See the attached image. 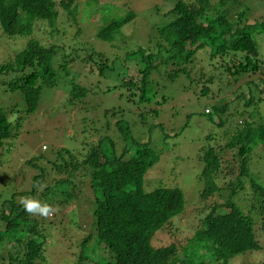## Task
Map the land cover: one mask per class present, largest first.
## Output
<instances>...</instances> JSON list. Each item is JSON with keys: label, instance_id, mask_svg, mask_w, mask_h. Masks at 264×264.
<instances>
[{"label": "trees", "instance_id": "16d2710c", "mask_svg": "<svg viewBox=\"0 0 264 264\" xmlns=\"http://www.w3.org/2000/svg\"><path fill=\"white\" fill-rule=\"evenodd\" d=\"M91 1L94 8L100 5L103 18L108 16L102 0ZM105 1L111 3L114 11L121 8L123 14L104 19L98 28L101 41H112L125 25H133L136 13L123 11L127 0ZM227 1L169 0L166 6L156 5L154 12L163 11V21L157 27L158 19L146 18L145 22L149 21L151 35L168 44L167 51L160 47L159 52L146 55L149 47L144 49L137 42L138 47L128 48L130 42L122 40L120 56L127 63L113 77L118 82L107 87L109 92L119 90L114 93L124 99L116 97L117 100L145 104L163 94L166 85H160L161 79L174 84L186 77L189 84L181 90L194 89L199 96L212 95L218 100L225 89L247 78L248 95L239 90L231 94L242 102L241 108L231 107L230 100L223 98L212 109L204 108V114L213 116L211 123L219 130L206 135L199 150L203 165L198 176L203 188L200 198L216 195L219 199L203 209L188 236L182 235L185 230L172 229L175 208L164 211L160 205L162 196L168 197L163 200L166 205L173 204L172 192L148 185L147 173L159 154L150 147L149 137L138 140L134 136L121 118V106L111 109L121 114L114 124L117 138L110 135L106 124L103 134L102 127L97 129L96 140L83 151L61 148L54 165H46L45 171L41 168V174L32 177L30 183L26 179L19 181L32 188L22 198L31 196L50 207L52 199H58L68 209L81 196L91 198V231L81 241L83 251L78 264H230L237 256L264 251V233L259 235V231H264V183L251 179L249 169L254 147L260 146L264 151V120L258 117L264 102V60L257 46L264 35V22L251 21L248 9L233 12L230 18ZM61 14L65 16L63 26L76 25L72 40L82 36L83 30L77 25L76 0H0L2 32L9 37L26 38L22 51L6 62L0 61V148L17 135L20 118L33 114L44 94L49 97L47 94L57 90L61 100L80 107L87 105L83 76L97 71L104 77L106 70L110 77L114 70L118 57L110 63L104 53L90 47L67 46L59 25ZM151 35L147 36L148 43H152ZM136 63L142 66L140 74ZM9 94L16 98L11 99ZM162 100L166 101L164 94ZM140 127L146 129L144 123ZM147 130L150 132L149 127ZM225 191L229 193L227 202L222 201ZM237 194L240 207L231 200ZM249 199H255L252 209H260L257 215L248 209ZM243 205L247 206V213L242 210ZM46 222L45 216L26 212L21 201L3 205L0 234L12 241L8 242L7 251L0 254V264H47ZM86 240L95 247L93 256H84ZM259 264H264V259Z\"/></svg>", "mask_w": 264, "mask_h": 264}, {"label": "rangeland", "instance_id": "374dc122", "mask_svg": "<svg viewBox=\"0 0 264 264\" xmlns=\"http://www.w3.org/2000/svg\"><path fill=\"white\" fill-rule=\"evenodd\" d=\"M102 1L104 12L108 15H105V18L102 17L100 5L97 4V7L94 8L91 0H76L77 25H80L83 30L82 36L72 40L71 37L77 30L76 25L73 27H69L68 24L63 26L64 14H61L59 18V25L62 33H65L67 46L71 48L90 47L91 50L104 53L106 58L110 59V63L118 57L113 66L114 70L110 77H108L109 71L106 70H103L104 77H100L97 71L83 76L82 83L87 84L84 99L87 105L80 107L77 103L72 104L61 100L59 95L57 96L58 91L56 90L52 95L47 94L49 97H45L46 94L42 96L40 106L33 114H24L20 118L22 124L20 123L21 127L17 135L8 144L0 148V208L8 201L18 200L22 202L25 198L21 196L29 193L32 188L24 183L20 184L19 181L26 179L30 183L32 177L41 174V168H44L45 171L46 165H54L57 162L56 156L59 149L66 148L72 152L83 151V148L88 147V143L96 140L97 129L102 127L100 132L103 134V128L106 124L110 127V135L117 138L119 133L114 124L118 119L123 118L138 140H146L149 137L150 147L158 152L159 159L148 171L146 180H149L148 185L151 187L159 186L172 192L175 197L173 204L166 205L163 200L168 197L163 199L162 196L160 205L164 211L175 208V214L171 218L174 225L172 229L174 231L176 229L185 230L182 235L188 236L203 209L212 201L215 202L219 199L216 195L208 199L200 198L203 188H201L198 176L203 165L199 159V150L205 143V136L209 133L217 134L219 130L215 124L211 123L213 116L204 114V108L212 109L216 101L220 102L221 98L227 99L228 102L230 100L231 107L241 108L242 102L234 99L231 94L232 91L239 90L248 95L247 78L231 85V89H225L226 86L223 85L222 88L225 91L218 100L212 98V95L208 97L199 96L195 94L194 89L181 90V87L189 84V79L186 77L177 80L174 84L168 83L166 78L160 80V85H166L163 91L166 96L165 102L162 100L163 94H158L145 104H138L137 100L135 102L117 100L118 93L115 94L114 92L119 90L109 92L107 87L118 82L117 79L114 81L113 77L127 63L123 56H120V43L122 40L130 42L127 45L128 48L136 47L137 42L144 49L149 47V51L145 52L146 55L159 52L160 47L164 49L163 51H167L168 44L160 37L158 38L156 34V36L151 35L149 21L147 23L145 21H147L146 18L158 19L159 22H156V27L159 26L160 22L163 21V11L161 14H156L154 12L156 5L162 3L163 6H166L170 2H168L169 0H127L129 3L123 11L128 9L135 11L136 18L133 25L132 23L125 25L122 31L112 37V41H101L97 34L103 20L115 19L123 15L120 14L121 8L116 7L115 12L111 3ZM118 4L119 2L115 3L116 6ZM226 6L230 18L233 16V12L248 9L246 12L250 15L251 21L264 22V0H228ZM245 21L248 20L245 19ZM250 29L252 30V28ZM150 35L153 37L152 43L147 41L149 38L147 36ZM25 45L26 38L9 37L2 32L0 27L1 62L12 59L15 54L24 49ZM257 46L264 60V35L261 36ZM135 67L140 74L138 70L142 66L136 63ZM163 67L164 65L159 67L157 71ZM136 75L140 79L137 73ZM255 82L259 84L257 81ZM82 83L81 86H83ZM250 87L251 89L254 88L251 85ZM216 89L214 88V91ZM1 94L2 91L0 90ZM10 96L11 99L16 98L15 94ZM119 98L124 99V97ZM116 106L122 107L124 117L111 110L112 107ZM139 106L142 107L140 110ZM261 108L263 110H259L258 117L264 120V102L261 104ZM252 109L254 110V108ZM139 115H143V117H139ZM143 123L146 126L145 130L140 127ZM148 127L150 132L147 130ZM43 159L48 163L46 161L43 163ZM249 162L251 179L256 178L257 181L260 180L264 183V151L260 146L254 147ZM228 194V191L223 192V202H227ZM49 198L52 199V197ZM231 200L237 206H239L238 203L241 204L238 194ZM57 201L58 199L51 200L52 207L50 208L52 211L45 216L47 225L44 227V235L46 236L44 260L47 264H78L79 254L83 251L81 241L85 240L91 231L93 217L90 211L93 209V203L87 195L76 199L75 203L71 204L68 209ZM254 203L255 199H249L246 205L254 215H257L260 209H257L258 207L252 209ZM246 205L242 206L245 213H247ZM259 232V235L264 233L263 230ZM11 241L10 237H3L0 234V254L7 251L8 242ZM84 245V256H93L92 252H94L93 248L95 247L92 242L86 240ZM263 259V250L248 252L237 256L230 261V264H259ZM37 264L44 263L38 262Z\"/></svg>", "mask_w": 264, "mask_h": 264}, {"label": "clouds", "instance_id": "9594fccd", "mask_svg": "<svg viewBox=\"0 0 264 264\" xmlns=\"http://www.w3.org/2000/svg\"><path fill=\"white\" fill-rule=\"evenodd\" d=\"M22 204L24 209L28 213H38L40 215L47 216L52 211L50 206H48L47 204H41L39 201L31 198L23 199Z\"/></svg>", "mask_w": 264, "mask_h": 264}]
</instances>
